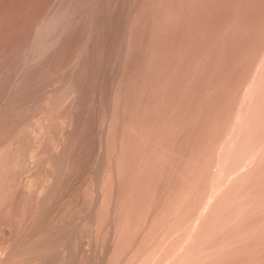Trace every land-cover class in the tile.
Wrapping results in <instances>:
<instances>
[{"label": "rangeland", "instance_id": "rangeland-1", "mask_svg": "<svg viewBox=\"0 0 264 264\" xmlns=\"http://www.w3.org/2000/svg\"><path fill=\"white\" fill-rule=\"evenodd\" d=\"M0 154L9 264H264V0H0Z\"/></svg>", "mask_w": 264, "mask_h": 264}, {"label": "bare ground", "instance_id": "bare-ground-1", "mask_svg": "<svg viewBox=\"0 0 264 264\" xmlns=\"http://www.w3.org/2000/svg\"><path fill=\"white\" fill-rule=\"evenodd\" d=\"M262 67V65H259V67ZM254 80V79H253ZM251 85V84H250ZM253 85V84H252ZM251 85V87H253ZM250 87V86H249ZM254 89V88H253ZM247 90V89H246ZM251 90V89H250ZM249 92H251V91H249ZM256 92H257V90H256ZM249 94H251V93H249ZM254 94H255V92H254ZM247 95V94H246ZM255 96V95H254ZM248 97H250V96H247V98ZM259 99V98H258ZM252 100V99H251ZM254 101V100H253ZM256 101H259V100H256ZM255 101V102H256ZM262 101V100H261ZM260 101V102H261ZM252 102V101H251ZM253 104V103H252ZM257 104H258V102H257ZM262 104V103H261ZM251 105V104H250ZM254 106H256V105H254ZM256 108V107H255ZM109 111V110H108ZM245 111V110H244ZM246 112V111H245ZM247 114V113H246ZM108 115V114H107ZM110 115V114H109ZM244 115V114H243ZM248 115V114H247ZM111 116V115H110ZM236 116V115H235ZM237 116H238V114H237ZM108 117V116H107ZM248 117V116H247ZM242 118V117H241ZM109 119V118H108ZM111 119V118H110ZM246 119V118H245ZM234 120H235V118H234ZM236 120H237V118H236ZM243 120V119H242ZM241 120V121H242ZM253 120V119H252ZM238 121V120H237ZM247 122H248V120H246ZM108 122H109V120H108ZM239 122V121H238ZM244 122V121H243ZM252 122V121H251ZM250 122V123H251ZM111 123H112V120H111ZM242 123V122H241ZM105 124H107V123H105ZM113 124V123H112ZM237 124V123H236ZM250 124H248V126H249ZM111 126V125H110ZM233 126H235V125H233ZM246 126V125H245ZM104 127V126H103ZM105 127H106V125H105ZM239 127V126H238ZM234 128V127H233ZM244 128V127H243ZM232 129V128H231ZM238 129V128H237ZM241 129V128H240ZM33 130V129H32ZM31 129L29 130V131H27L25 134H23L22 136H20V142H18L17 143V146H16V148H15V150H13L14 151V156H15V158H17V160H15V158H14V156H12L13 157V159H14V161L15 162H13L12 164H13V167H10V170L11 169H15L16 170V168H17V166L18 165H20L19 163H20V161L22 162V161H25V162H22L21 164H23V163H27V166H28V163H29V161H30V163H31V160H34L35 159V155H37L38 154V152H37V154H36V151H39V149H40V145H41V138H43V136H41V135H39L40 134V132L38 133H36V131H32ZM103 130H105V128L103 129ZM109 130V129H108ZM235 130V129H234ZM251 130V129H250ZM111 131V130H110ZM238 130H236V132H237ZM243 131H244V129H243ZM242 131V132H243ZM247 131H249V130H247ZM104 132V131H103ZM106 132V131H105ZM111 133V132H110ZM232 133V132H231ZM234 133V132H233ZM104 134V133H103ZM107 134V133H106ZM245 134H246V132H245ZM245 134H243V135H245ZM231 135V134H230ZM253 135V134H252ZM233 136V135H232ZM239 136H241V133H240V135ZM110 137H112V136H110ZM234 137V136H233ZM237 137V136H236ZM253 137V136H252ZM228 138V137H227ZM247 138V137H246ZM19 139V138H18ZM110 139V138H109ZM236 139V138H235ZM241 139V138H240ZM250 139V138H249ZM15 140V139H14ZM46 140V139H45ZM233 140V139H232ZM239 140V139H238ZM238 140H237V142H238ZM247 140V139H246ZM109 141V140H108ZM241 141V140H240ZM243 141V140H242ZM12 142V141H11ZM105 142V141H104ZM224 142H225V140H224ZM233 142H234V140H233ZM8 143H10V141L8 142ZM13 143V142H12ZM246 143V142H245ZM43 144V143H42ZM225 144V143H224ZM233 144V143H232ZM236 144V143H235ZM238 144V143H237ZM250 144V143H249ZM13 145V144H12ZM105 145V144H104ZM245 145H247V144H245ZM6 146H7V144H6ZM5 146V147H6ZM43 146V145H42ZM111 146V145H110ZM228 146V145H227ZM250 146V145H249ZM10 147V146H9ZM13 147H15V146H13ZM45 147V146H44ZM113 147V146H112ZM111 147V148H112ZM235 147V146H234ZM54 148V147H53ZM229 148H230V146H229ZM233 148V147H232ZM238 148V147H237ZM248 148V147H247ZM246 148V149H247ZM251 148V147H250ZM4 149V148H3ZM3 149H2V152H3ZM13 149V148H12ZM105 149V148H104ZM242 149V148H241ZM240 149V150H241ZM249 149V148H248ZM253 149V148H252ZM251 149V150H252ZM256 149V148H255ZM5 150V149H4ZM11 150V149H10ZM9 150V151H10ZM49 150V149H48ZM109 150H110V148L107 150L108 151V153H109ZM229 150V149H228ZM235 150H237V153L239 152L238 151V149H235ZM245 150V149H244ZM258 150V149H257ZM50 151V150H49ZM101 152L100 153H102V151L103 150H100ZM113 151V150H112ZM219 151H220V149H219ZM223 151H225V150H223ZM248 151V150H247ZM1 152V153H2ZM52 153H53V151H51ZM50 152V153H51ZM57 152V151H56ZM105 152V151H104ZM227 152V151H226ZM234 152V151H233ZM236 152V151H235ZM244 152V151H243ZM242 152V153H243ZM246 152V151H245ZM244 152V153H245ZM252 152V151H251ZM256 152V151H255ZM220 153V152H219ZM219 153H218V155H219ZM223 153V152H222ZM231 153V152H230ZM249 153V152H248ZM13 154V153H12ZM11 154V152H10V155H12ZM240 154V153H239ZM0 155H2V154H0ZM9 155V154H8ZM51 155V154H50ZM100 155V154H99ZM103 155H105V153L103 154ZM224 155V154H223ZM227 155V154H226ZM229 155V154H228ZM250 155V154H249ZM109 156V155H108ZM235 156V155H234ZM244 156V155H243ZM251 156V155H250ZM2 157V156H1ZM1 157H0V160H1ZM37 157V156H36ZM54 157V156H53ZM112 157V156H111ZM218 157H220V156H218ZM217 157V158H218ZM226 157V156H225ZM229 157V156H228ZM231 158H232V156H230ZM237 157H239V156H237ZM248 157V156H247ZM221 158V157H220ZM219 158V159H220ZM227 158V157H226ZM11 159V158H10ZM45 159V158H44ZM47 160H48V158H46ZM108 159H109V157H108ZM112 159V158H111ZM219 159H218V162H219ZM223 159V158H222ZM237 159V158H236ZM243 159V158H242ZM12 160V159H11ZM46 160V161H47ZM102 160V159H101ZM105 160V159H104ZM217 160V159H216ZM234 160V159H233ZM246 160V159H245ZM244 159H243V162L245 161ZM249 160V159H248ZM4 161V160H3ZM36 161H38V160H36ZM45 161V162H46ZM106 161V160H105ZM109 161V160H108ZM223 161H225V160H223ZM242 161V160H241ZM247 161V160H246ZM249 161H251V160H249ZM5 162V161H4ZM10 162V161H9ZM42 164H43V162L42 161H40ZM110 162V161H109ZM111 162H112V160H111ZM110 162V163H111ZM229 162V161H228ZM1 163V162H0ZM3 163V162H2ZM7 163V162H6ZM104 163V162H103ZM224 163V162H223ZM223 163H221V164H223ZM236 163H237V161H236ZM248 163V162H247ZM218 164H220V163H218ZM241 164V163H240ZM3 165V164H2ZM34 165H35V163H34ZM41 165V164H40ZM101 165V164H100ZM104 165V164H103ZM237 165H239V164H237ZM245 165V164H244ZM247 165V164H246ZM1 166V165H0ZM47 166V165H46ZM107 166H109V164L107 165ZM113 166V165H112ZM215 166V165H214ZM222 166H224V165H222ZM226 166V165H225ZM248 166V165H247ZM246 166V167H247ZM4 167V169H5V166H3ZM26 166H24V168H25ZM38 167V166H37ZM50 167V166H49ZM242 167V166H241ZM244 167V166H243ZM7 168V167H6ZM43 168V167H42ZM44 168H45V166H44ZM111 168V167H110ZM109 167H108V169H110ZM216 168H217V166H216ZM245 168V167H244ZM8 169H9V167H8ZM26 169V168H25ZM33 169V168H32ZM35 169V168H34ZM49 169V168H48ZM215 169V168H214ZM218 169V168H217ZM239 169H240V166H239ZM2 170V169H1ZM6 170V169H5ZM19 170H21V169H19ZM24 170V169H23ZM29 170H30V167H29ZM35 170H37V169H35ZM53 170V169H52ZM51 170V171H52ZM112 170H113V168H112ZM229 170V169H228ZM232 170V169H231ZM237 170V169H236ZM7 171H9V170H7ZM12 171V170H11ZM28 171V170H27ZM44 171H45V169H44ZM54 171V170H53ZM98 171V170H97ZM96 171V172H97ZM104 171V170H103ZM103 171H101V172H103ZM108 171V170H107ZM219 171V170H218ZM221 171H223V170H221ZM10 172V171H9ZM8 172V173H9ZM14 172V171H13ZM18 172L19 171H17V174H18ZM24 172V171H23ZM32 172V171H31ZM46 172V171H45ZM95 172V173H96ZM99 172H100V170H99ZM101 172H100V174H101ZM234 171H232V173H233ZM4 173V172H3ZM7 172L5 173L6 175L8 174ZM10 173H12V172H10ZM15 173V172H14ZM34 173V172H33ZM52 173V172H51ZM54 173V172H53ZM214 173V172H213ZM218 173V172H217ZM222 173V172H221ZM224 173H226V172H224ZM228 173V172H227ZM231 173V172H230ZM16 174V175H17ZM20 174V173H19ZM36 174H37V172H36ZM49 174H50V171H49ZM48 174V175H49ZM15 175V176H16ZM46 175V174H45ZM48 175H47V178H48ZM111 175V174H110ZM114 175V174H113ZM213 175H216V174H213ZM223 175V174H222ZM229 175V174H228ZM219 176V175H218ZM221 176V175H220ZM1 177V176H0ZM3 177V176H2ZM11 177V176H10ZM9 177V178H10ZM33 177V176H32ZM35 177V176H34ZM43 176H41V178H42ZM50 177V176H49ZM212 177V176H211ZM214 177V176H213ZM223 177V176H222ZM39 178V177H38ZM109 177H107V179H108ZM227 179H228V177H226ZM231 178V177H230ZM234 178V177H233ZM2 179V178H1ZM4 179H6V178H4ZM7 179H8V177H7ZM11 179V178H10ZM50 179H51V177H50ZM98 179V178H97ZM106 179V178H105ZM213 179V178H212ZM216 179V178H215ZM214 179V180H215ZM12 180V179H11ZM10 180V181H11ZM30 180H31V178H30ZM41 180V179H40ZM43 180V179H42ZM41 180V181H42ZM45 180V179H44ZM44 180H43V182H44ZM6 181V180H5ZM16 181V180H15ZM19 181V180H18ZM40 181V182H41ZM48 181V179H46V182ZM96 181H98V180H96ZM99 181H100V178H99ZM98 181V182H99ZM105 181V180H104ZM38 182L39 181H37V177L36 178H34L33 180H31V182H27V183H25V185L28 187V189L31 187V185H34V186H37V188L38 189H36L35 188V190H32V189H30V191H34V192H30L29 193V195H31L32 196V198L34 197L35 199L34 200H32V202L33 201H35V200H38V203H39V199L40 200H42L43 199V197H44V195H45V193L47 192L46 190H47V188H46V190L44 189V186H38ZM49 182V181H48ZM112 182V181H111ZM42 183V182H41ZM40 183V184H41ZM100 183V182H99ZM102 183V182H101ZM106 183V182H105ZM10 184H12L11 182H10ZM9 183H8V185H10ZM43 184V183H42ZM49 184V183H48ZM96 184H98V183H96ZM108 184V183H107ZM106 184V185H107ZM0 185H1V183H0ZM3 185H4V183H3ZM16 185V184H15ZM20 185V184H19ZM6 186V185H5ZM24 186V185H23ZM47 187H49V185L47 186ZM97 187V186H96ZM99 187V186H98ZM6 188V187H5ZM11 188V187H10ZM26 188V187H25ZM213 188H214V186H213ZM0 189H1V187H0ZM19 189V188H18ZM23 189V188H22ZM28 189H27V191H28ZM2 190H5L4 188H2ZM12 191L14 190V189H11ZM10 190V191H11ZM17 190V189H16ZM20 190V189H19ZM26 190V189H25ZM24 190V192L28 195V192L27 191H25ZM211 190V189H210ZM96 191V190H95ZM99 191H100V189H99ZM111 191V190H110ZM3 192L4 191H0V264H1V262H3L2 260H4V259H7V261H8V258H10L12 255H13V251L15 250H12V246L10 247V242H11V240H12V238H13V230L14 229H12V224H13V222H14V220L15 219H17L20 215H21V211L22 210H20V208H19V204H18V201L19 200H21L20 198H19V200L16 202V197L14 196V193H21L22 191L20 190V191H17V192H14L13 191V193H6L5 195H3ZM5 192H6V190H5ZM4 192V193H5ZM7 192H9L8 190H7ZM45 192V193H44ZM216 192V191H215ZM95 193V192H94ZM24 194V193H23ZM104 194H105V192H104ZM104 194H103V196H104ZM17 195H19V194H17ZM22 195V194H21ZM28 195V196H29ZM98 195V194H97ZM208 195V194H207ZM206 195V196H207ZM20 196V195H19ZM24 197H25V195H23ZM22 196V197H23ZM93 196V195H92ZM210 196H211V194H210ZM6 197V198H5ZM18 197V196H17ZM30 197V196H29ZM28 197V198H29ZM96 197V196H95ZM95 197H94V199H95ZM98 197V196H97ZM102 197V196H101ZM208 197V196H207ZM206 197V198H207ZM46 198V197H45ZM6 199V200H5ZM29 199H31V198H29ZM28 199V200H29ZM97 199V198H96ZM99 199V198H98ZM5 200V201H4ZM23 200V199H22ZM25 200H27V199H25ZM107 200H108V198H107ZM110 200V199H109ZM112 200H113V197H112ZM208 200H209V198H208ZM24 201V200H23ZM22 201V202H23ZM100 201V200H99ZM21 202V201H20ZM26 202H31V201H26ZM37 202V201H36ZM96 202V201H95ZM101 202V201H100ZM41 203V202H40ZM99 203V202H98ZM107 203V202H106ZM105 203V204H106ZM20 204H22V203H20ZM24 204V203H23ZM23 204L21 205V207L23 206ZM27 204H30V203H27ZM27 204H24V205H26L27 206ZM93 204V203H92ZM96 204V203H95ZM112 205H113V203H111ZM98 205V204H97ZM109 205V204H108ZM209 205V204H208ZM26 206H24V207H26ZM34 206V205H33ZM32 206V207H33ZM205 206H207L206 204H205ZM23 208V207H22ZM21 208V209H22ZM95 208H97L96 206H95ZM105 208V207H104ZM113 208V207H112ZM210 208V207H209ZM208 208V209H209ZM25 209H27V208H25ZM37 209V208H36ZM91 209V208H90ZM204 209H206V207L204 208ZM89 210V209H88ZM37 211V210H36ZM205 211V210H204ZM28 212H29V210H28ZM34 212V211H33ZM90 212V211H89ZM94 212V211H93ZM92 212V213H93ZM109 212V211H108ZM108 212H107V214H108ZM111 212V211H110ZM30 213V212H29ZM32 213V212H31ZM28 214V213H27ZM112 215V214H111ZM29 216V215H28ZM201 216V215H200ZM21 217V216H20ZM29 217H31V215L29 216ZM92 217V216H91ZM198 217V216H197ZM196 217V218H197ZM31 219V218H30ZM198 219V218H197ZM111 220V219H110ZM200 220V219H199ZM17 221H18V219H17ZM106 221V220H105ZM109 221V220H108ZM195 221V220H194ZM28 222V221H27ZM87 222V221H86ZM193 222V221H192ZM196 222V221H195ZM15 223V222H14ZM199 224H200V222H199ZM77 225V224H76ZM195 225H196V223H195ZM14 226V225H13ZM82 226V225H81ZM107 226H109V225H107ZM111 226H112V224H111ZM16 227V226H15ZM80 227V226H79ZM85 227V226H84ZM194 228V227H193ZM81 229V228H80ZM79 229V230H80ZM85 232H86V230H85ZM192 232V231H191ZM110 233V232H109ZM110 235V234H109ZM190 236V235H189ZM188 239V238H187ZM194 238H192V240H193ZM111 240V239H110ZM195 240H196V238H195ZM112 241V240H111ZM199 241V240H198ZM12 242H14V241H12ZM11 242V243H12ZM194 242V241H193ZM88 243V242H87ZM108 243H110V242H108ZM190 243V242H189ZM199 243V242H198ZM194 244V243H193ZM109 245V244H108ZM186 245H187V243H186ZM196 245V244H195ZM199 244H197V246H198ZM110 246H111V243H110ZM16 247V246H15ZM87 247V246H86ZM189 247V246H188ZM193 247V246H192ZM17 248V247H16ZM90 248V247H89ZM198 248V247H197ZM111 249V248H110ZM193 249H195V248H193ZM199 249V248H198ZM196 251H198L197 249H195ZM109 251V250H108ZM182 251V250H181ZM185 252H186V250H184ZM195 251V252H196ZM14 252H16V251H14ZM17 253V252H16ZM15 253V254H16ZM188 253V252H187ZM190 254V253H189ZM197 254V253H196ZM185 255V254H184ZM187 255V254H186ZM185 255V256H186ZM194 255V254H193ZM192 255V256H193ZM198 255V254H197ZM13 256H15V255H13ZM180 256V255H179ZM188 256V255H187ZM190 257V256H189ZM12 258H14V257H12ZM185 258V257H184ZM11 259V258H10ZM178 260H179V257H178ZM182 260V259H181ZM181 260H179L180 262H181ZM10 262H12L11 260H10ZM176 262H178V261H175V263ZM5 263H7L6 261H5ZM184 263V262H183ZM8 264H9V261H8ZM174 264V263H173Z\"/></svg>", "mask_w": 264, "mask_h": 264}]
</instances>
